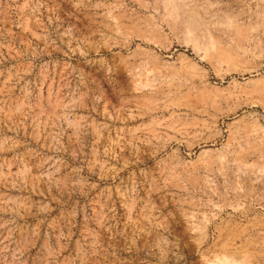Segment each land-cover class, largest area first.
Wrapping results in <instances>:
<instances>
[{"label":"rangeland","instance_id":"rangeland-1","mask_svg":"<svg viewBox=\"0 0 264 264\" xmlns=\"http://www.w3.org/2000/svg\"><path fill=\"white\" fill-rule=\"evenodd\" d=\"M219 258L264 264V0H0V264Z\"/></svg>","mask_w":264,"mask_h":264},{"label":"bare ground","instance_id":"bare-ground-1","mask_svg":"<svg viewBox=\"0 0 264 264\" xmlns=\"http://www.w3.org/2000/svg\"><path fill=\"white\" fill-rule=\"evenodd\" d=\"M213 262V261H212ZM215 263V262H214ZM224 263V261L222 260V258H219V261H216V264H222Z\"/></svg>","mask_w":264,"mask_h":264}]
</instances>
